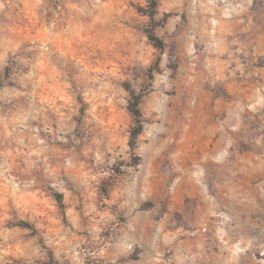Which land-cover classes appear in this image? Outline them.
<instances>
[{
    "label": "rangeland",
    "instance_id": "1",
    "mask_svg": "<svg viewBox=\"0 0 264 264\" xmlns=\"http://www.w3.org/2000/svg\"><path fill=\"white\" fill-rule=\"evenodd\" d=\"M147 9L0 0V264H264V0Z\"/></svg>",
    "mask_w": 264,
    "mask_h": 264
},
{
    "label": "trees",
    "instance_id": "2",
    "mask_svg": "<svg viewBox=\"0 0 264 264\" xmlns=\"http://www.w3.org/2000/svg\"><path fill=\"white\" fill-rule=\"evenodd\" d=\"M157 1L158 0H148V9H147L146 12H147L148 17L152 21L154 20V16L156 14ZM145 32H146V35H147L148 39L152 42L153 46L156 49L162 51L166 47L164 41L162 39H160L154 33V28L153 27H147L145 29ZM152 68H156V67H151L149 69L151 77H152ZM171 68L174 69L175 65H173ZM125 86H126L125 87L126 90L129 93L127 109H128V112L132 115V117L134 119V126L131 129L130 141H129L130 146H133L136 138L138 137V135L143 130V120H142V115H141L140 108H139V104H140V101H141V94L140 93H136L131 88V86L128 83H126ZM53 196H54L58 206L61 209H63V196H62V194L58 193V192H54ZM16 225L32 228L31 224H29L26 221H21V220L17 221Z\"/></svg>",
    "mask_w": 264,
    "mask_h": 264
}]
</instances>
